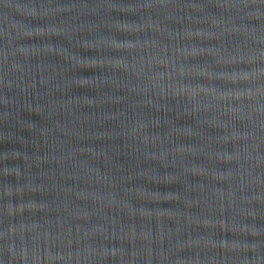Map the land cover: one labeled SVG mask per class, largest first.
I'll use <instances>...</instances> for the list:
<instances>
[{
    "label": "water",
    "instance_id": "1",
    "mask_svg": "<svg viewBox=\"0 0 264 264\" xmlns=\"http://www.w3.org/2000/svg\"><path fill=\"white\" fill-rule=\"evenodd\" d=\"M0 264H264V0H0Z\"/></svg>",
    "mask_w": 264,
    "mask_h": 264
}]
</instances>
